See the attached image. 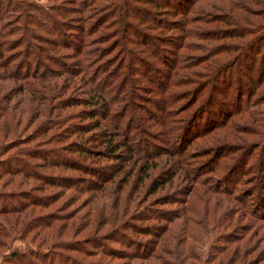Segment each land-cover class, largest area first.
Returning a JSON list of instances; mask_svg holds the SVG:
<instances>
[{"label": "trees", "instance_id": "16d2710c", "mask_svg": "<svg viewBox=\"0 0 264 264\" xmlns=\"http://www.w3.org/2000/svg\"><path fill=\"white\" fill-rule=\"evenodd\" d=\"M140 1L141 0H0V138H6L11 134L14 136L16 135V138H20L18 137V135H20L19 125L23 120L24 111L19 109L17 102L28 99L27 103L31 105L33 103L30 98L31 95L36 99L38 105H42L43 103L38 101L46 100L45 97H50L49 100H51V96L54 98L57 97L56 99L63 96L64 92L62 86L65 84H62L60 81L64 73H62L61 70L64 67H66V69L68 68V65L58 58V55L61 53L60 50H62L63 47L73 49V57H76L74 66H77V71L71 70L67 73L71 76L74 74H76L75 76L80 75V78L76 79L67 76L65 82L72 86H78L79 83L82 85L84 80L88 82L90 80L92 84L96 83L99 76H94L95 78L92 77L90 73V63L92 61V55L95 57L97 56V50L94 48L95 50L93 52V49H90L89 46L94 44L92 42L93 38L91 39V37L96 29L98 27L99 29H104L106 26L105 28L107 29L103 30V32L112 34V39L117 41V47L114 50L115 56L117 55L116 59L119 61L121 58H124V64L130 67L133 78L132 76L127 77L128 75L126 76V72L122 68H116V76H113V79L112 76L106 78L107 89L105 91H96V99L89 98L80 102L82 104L86 103L92 107L89 111H84L83 115L80 116L81 121L87 120L88 122H83L84 124L81 122L77 123L75 129L70 130L69 135L78 131L83 133L89 132L92 133L90 142L93 141L99 146L106 145L108 148L112 149L127 150L130 153L128 157H134V168L138 160L144 159V156L150 157V154H148L146 150H142L140 147L139 149L135 148V146H139L142 143L139 141L130 142V135L133 137V134H131L132 131L141 132V129L145 128L135 124V114L128 116L125 111L120 114L113 108L115 99L112 98L111 94L113 92L110 91V84L113 83V81L117 83L116 87L119 90L127 88L130 84L129 86L132 87L131 99L134 100L137 98L143 100L141 99L143 95L139 93V90H142L139 85L136 84L132 86L134 81L138 83L136 80V77L139 76V73L136 71L137 65H142L146 69H149L151 64H154L153 58L157 61L159 60V62L163 64L167 63L163 60L164 56L160 57L161 52L159 48L162 47H160L159 44L162 41L158 38L160 36L156 34L164 28L160 27L158 31H155L158 25L150 13L146 11L140 12L136 6L132 5L133 2L141 3ZM195 1L196 0L188 6L187 12H189H186L185 21L196 22V27L190 30H187L185 27H178L177 30L179 34L183 36V39H187L184 43L186 49L192 52L197 51L199 49L198 47H204L206 48L204 57H207V59L204 58L203 61L200 62V58L198 59L199 62L196 64L194 63L195 56H192L193 59L190 60L189 57L191 54L187 57L186 55L181 56L178 53V56H174L168 61V69L165 73L164 70H155L153 68V71L161 73L163 78L162 83L157 85L158 88L154 89L156 90L155 94L158 96V100L152 103L157 111L156 116H154V120L156 121L154 125L157 127H160V125L166 127L169 122H171V125H174L175 122H177L176 119L182 120V116L179 117V114L184 113L186 110L176 112L177 108H179L178 99L180 97L178 96L183 90L188 88L190 83H195L200 86L196 99L197 97H201L203 99V105H210L213 103L221 104L216 97L222 96L227 103L225 105L226 110L218 112V116H220L219 122H212L215 116L213 119H209L208 126L200 133L195 132L192 137V142L191 140L188 141L186 146L180 152H177L178 158L174 157L175 160L172 161L176 165V169L172 170L169 168L165 172L157 174L150 182L151 186H154L158 182L163 185L170 182L173 183L175 178L178 177L184 178L185 180L190 179L192 183L190 188L185 191L186 196L181 202V208L173 211L169 208H154L155 206H153V204L141 206L140 208H135L137 211L134 212L132 221L137 220L145 222L156 219L161 220V223L158 222V224L153 226H141L129 222L127 225L119 224L118 227L112 225L110 230L106 232L107 236H104L102 241L118 238L117 242L128 247L133 248L136 245L147 246V252L144 253L146 254L145 256H141L144 254L137 253V251L129 252L110 247L112 255L119 257V255L123 254L124 257L122 258L125 260L133 258L134 260L145 259L146 261L150 258H156L162 263H164L165 259V264H186L187 259H193L194 261H200V264L215 263L219 257L226 255V250H228L226 245L221 244L217 247L218 249H216L215 245L211 243L206 245L205 248H198V252H196V246L190 243L188 244L187 240L190 237L195 243H198L200 238L208 239L214 236L217 239L219 238L218 241L221 239L227 240L228 237H226V235L223 237L220 236L222 234L216 233L213 228L216 227V230L224 228L228 225V222H221L218 220V222L216 221V225L212 228L205 222L200 221V212L197 210L196 206L190 203L191 196L198 192L200 193H198L199 195H202L201 191L203 189V193L210 190L211 188L207 187V180L214 174L218 175L214 178L215 182H219L222 178L226 176L230 178L239 172V176L235 178V184L239 185V182L241 184L242 180L245 178L244 181L249 179L250 183H253V180L255 182H260V187L264 189V61H260L263 59L262 54L264 53V0L254 1L256 5L258 4V9L255 10L245 7L244 5L242 10L247 11V15H242L238 18L239 20L234 18L231 13L228 14V17H226L228 27L236 26L237 28L228 29V35L224 36L222 35L223 33L209 35L204 33L200 34L196 31L197 23L206 22L207 19L202 18V12L199 13L197 11ZM60 2H63V4ZM177 4L178 2L175 3L176 6ZM154 5L158 6V4ZM236 7L238 8V5H236ZM102 15H105L106 20H104V17L101 23V18L99 19V17ZM252 16L258 18V20H255ZM71 18L74 20H67ZM69 23H72V25ZM101 25L104 27H101ZM141 26L142 28L145 27L148 32L151 33L150 36L145 39H143V30ZM166 26L169 30L172 29L170 27L171 25L167 24ZM69 30L77 35L74 44H71V41L68 40H62L57 44L58 40L56 36H52L53 39L46 36V34L60 35V38L63 39V37L66 36V32ZM254 31L255 33L252 34V38H250L251 36L248 38L246 37L248 33L251 34ZM74 37L75 36H72L71 38ZM210 41H216V43L208 47ZM149 42L152 44L150 47L147 45ZM224 52L227 53V55L225 57H219V55ZM237 53H241V56L238 57ZM245 53L247 56L244 58L247 60L249 59V61L246 62V60H242V62L245 68L249 70V72L244 75L247 77L248 89L243 88L242 82L233 83L232 79L228 77L230 71L229 64L231 62L230 58L241 61L242 55ZM193 54H196V52ZM205 60H207V62L199 67ZM47 61L57 63L60 67L57 69L48 68V66H45ZM255 68H257L256 76L252 73ZM222 73L226 74V76L222 75ZM7 80L13 83L11 82L10 85L7 84ZM149 82L153 84L152 80ZM37 84H39L41 88ZM178 88H181V90L176 91ZM14 89H18L16 93L21 100L17 99L15 103H11L15 94ZM229 94L231 96L228 97ZM243 97H245V100H243ZM234 99H237L238 102L234 105L233 109L228 111V101H234ZM67 103H69L67 105L74 104L70 101H67ZM42 110L41 108L39 109L40 112ZM55 111L47 120L48 125L46 127L35 128L27 137L33 138L36 132H41L36 135V138H45L52 128L64 125V120L67 115L60 112L61 110ZM203 111L204 110H202V112ZM245 113L252 115L245 123L247 128H250V131L248 129L249 132L247 131L246 133L250 134L249 138L245 136L244 140L239 138L238 141L243 144V147H238L236 149L239 150L240 153L238 151L234 152V147H230L231 145L229 144L213 148L211 150V152L214 153L213 161H206L207 165L203 162L204 168L200 171V173L202 171L208 172L206 178L203 179L200 178L201 174L193 168L182 167L184 161H190L194 155L193 152H190L186 148L187 146L198 140L201 135L209 129L214 128V130H216L220 128L221 125L229 120L228 117L230 115L240 114L243 116ZM100 114H102L101 120H97ZM198 116H200L199 112ZM155 117H158L159 120ZM126 118L127 120L125 121ZM102 121H106L108 124L104 125ZM193 122L194 120L191 119L182 127V134L184 133V136L195 126L190 124ZM110 124L113 125L112 131L108 128ZM197 124H200V121ZM105 127L107 129L104 130ZM152 128L154 127L152 126ZM96 130H100V132L93 133V131ZM170 131H172L171 128ZM122 135L125 140L118 139L123 138ZM47 138L45 142H38L35 146H30L28 149L20 150V152L15 150L13 154L6 157L3 156L4 154L2 152L9 149V143L8 141L2 142V140H0V187L3 188L5 185L6 181L4 176L10 174L21 175L20 173H24L23 166L25 167L26 165L22 166L20 164L19 166L11 167L9 166L11 161L29 163L35 167L34 163L29 160L30 158L43 159L42 161L44 163L49 160L47 154L51 153L52 157L49 163L56 165L58 161L55 160L54 152L57 153L58 151L54 147L49 146V139L58 137ZM73 144L74 146L71 149L59 151H64L68 153V155L90 154L91 151L89 148L81 146L76 142ZM12 147H17V144H13ZM202 152L203 151L200 153ZM205 153L207 154L208 152ZM34 154L36 155L34 156ZM209 154L210 153H208V155ZM61 156L65 157L61 158L62 164L68 165L70 170H81L82 172L85 171L95 176L96 180H89L85 185L86 187L97 184V181L103 178L101 172L104 169L94 166H85L78 159L76 160L67 156V154L66 156ZM256 156L257 160H255ZM118 158L121 160L124 159L121 155H119ZM226 158L229 159V162L224 161ZM140 166L139 163V169ZM253 167L256 168L255 175L250 174ZM149 168L150 166L146 165L144 169L145 172L149 170ZM33 172L25 173L24 176ZM210 173L213 174L210 175ZM44 178L47 180L54 179L50 176H44ZM208 186L210 187L211 183ZM147 188L149 187L147 186ZM254 189L249 190L247 193L248 198L252 196V198L258 197V190L254 191ZM156 190L157 189L154 191ZM212 191H215L217 195L225 193V191L217 190L216 187L212 189ZM232 191L235 193V188ZM234 193H232L231 196L233 200L242 199L241 192L237 194ZM28 194L29 191L26 189L21 192L17 190L0 192V216H4V219L0 220V248H9L10 242H12L13 239L16 237L21 239L20 235L24 237L26 232H28L26 230H28L29 223L26 220L32 214V211H34L33 208H35L37 204L36 196L32 197ZM158 198L162 199L157 202V204L161 203V205L177 202V200H173L169 194H165V196L160 195ZM258 199L262 203L260 216L264 219V200L262 197H258ZM7 200H12L16 203L4 205L2 202ZM244 204H247V201ZM190 214L192 216H190ZM23 222L25 223L20 229L19 224ZM190 222L196 224L198 230L194 227L189 229L188 223ZM15 223L18 226L15 225ZM44 223L45 226L49 227L53 225L54 219L50 218L48 221H44ZM229 224H231L230 220ZM128 233L146 235L152 237V241L144 243L138 242L133 240ZM8 239L10 240L9 244H7ZM172 243L173 245H171ZM61 244L60 241L49 242L47 244L41 241L39 243L40 246L46 248L45 250L47 252L57 254L56 256H60L58 252L55 251L61 248ZM99 249L104 250L102 247H99ZM212 251H214V254ZM104 252L106 253V251ZM3 255H5V257L2 256L1 264H32L33 262H31V259L36 256L30 249L21 250L16 247L9 254L5 253ZM167 256L170 259L166 261ZM219 260L221 263L222 259L220 258ZM145 261L144 264H147ZM72 262L73 259L68 258V264H72Z\"/></svg>", "mask_w": 264, "mask_h": 264}, {"label": "rangeland", "instance_id": "374dc122", "mask_svg": "<svg viewBox=\"0 0 264 264\" xmlns=\"http://www.w3.org/2000/svg\"><path fill=\"white\" fill-rule=\"evenodd\" d=\"M193 1L141 0V3H132V5L136 6L140 12L146 11L150 13L158 25L157 30L155 31H158L160 27L164 28L156 34L160 36L158 38L162 41L159 44L160 47H162L159 48L161 52L160 57L164 56L163 60L167 62L166 64H163L152 57L155 65L151 64L149 69H146L142 65H137L136 71L139 73V76H134H137L136 80L138 83L133 80L134 83L132 86L138 84L140 89L143 90H139V93L143 95L141 98L143 100L137 98L134 100L131 99L132 87L129 86L130 84L127 88L121 90L117 89V83H114V81L110 84V91L113 92L111 96L115 99L113 108L120 114L124 111L128 116L135 114V124L145 128L141 129V132L132 131L131 134H133V137L130 135V142L139 141L142 143L139 146H135L136 149H139L140 147L142 150H146V152L150 154V157L144 156V159L140 161L138 160L135 168L133 167L134 157L129 158L128 156H130V153L127 150L112 149L108 148L106 145L99 146L93 141L90 142V136L92 133L89 132L83 133L78 131L69 135L70 130L75 129L77 123L88 122L87 120L81 121L80 116L83 115L84 111H89L92 107L86 103L82 104L80 102L89 98L96 99V91H105L107 89L106 78L112 76L113 79V76H116L117 73L116 68L120 67L125 70L126 76L128 75L127 77L132 76L130 67L124 64V58H121L119 61L116 59L117 55L115 56L114 50L117 47V41L112 39V34L103 32V30L107 29L105 28L106 26L104 27L101 25L104 29H99V27L96 29L91 37V39L93 38L92 42L94 44L89 46L90 49H93V52L95 49L97 50V56L95 57L92 55V61L90 63V73L92 77L99 76L96 83L92 84L90 80L89 82L84 80L82 85L77 83L78 86H72L65 82L67 76L76 79L80 78V75L75 76L76 74H74L71 76L67 73L71 70L77 71V66H74L76 57H73V49L63 47V49L60 50L61 53L58 55V58L68 65L67 69L66 67L62 68V70L60 69L62 73L64 72L63 77L60 79L61 83L65 84L62 86L64 92L63 96L58 97V99H56L57 97L54 98L51 96V100H49L50 97H45V102L39 100L38 102H42L43 104L38 105L36 99L30 95L33 103L29 105L27 103L28 99L25 101L19 99V95L16 93L18 89H14L15 94L13 93L14 97L12 98L11 103H15L17 99L21 100V102L17 103L19 109L24 111L23 120L19 125L20 135H18V137L20 138H16V135L14 136L13 134L6 138H0L2 142L8 141L9 143V149L2 152L4 154L3 156L6 157L13 154L15 150L20 152V150L28 149V147L35 146L38 142H45L48 139L47 137H58L49 139V146L54 147L58 151L57 153L54 152L55 160L58 162L56 165L49 163V160L52 157L50 153L47 154L49 160L44 163L42 161L43 159L30 158L29 160L34 163L35 167L32 164L25 162L20 163L11 161L9 163V166L11 167L19 166L20 164L22 166L26 165L25 167L23 166L24 173H20L21 175L10 174L4 176L6 182L3 188L0 187V192H10L11 190L21 192L26 189L29 191L28 195L32 197L36 196L37 204L35 208L32 207L34 211H32V214L26 220L28 221L29 226L28 230H26L28 232H26L24 237L20 235L21 239L16 237L12 242L8 239L7 244L10 242V247L7 249L0 248V262L2 258L5 257L3 254H9L16 247L21 250L30 249L31 252L36 254V256L31 259V262H33L32 264H68V258L73 259L72 264H144L145 259L134 260L133 258H129V260H125L122 258L124 257L123 254L116 257V255H112L110 247L129 252L137 251V253L144 254L147 252V246L136 245L132 248L117 242L118 238L108 241H102V238L107 236L106 232L110 230L112 225L118 227L119 224L127 225L131 222L141 226H153L161 221L156 219L145 222L137 220L132 221L133 214L137 211L135 208L147 206L148 204H153V206H155L154 208H169L173 211L181 208V202L186 196L185 191L190 188L192 183L190 179L185 180L184 178L178 177L175 178L173 183L170 182L163 185L158 182L154 186H151L150 182L157 174L163 173L169 168L172 170L176 169V165L172 161L175 160L174 157L178 158L177 152H180L186 146L188 141L191 140L192 142V137L195 132L200 133L208 126L209 119H213L215 116L212 122H219L220 116H218V112L226 110L225 105L227 103L222 96L216 97L221 104L213 103L210 105H203V99L201 97H197L196 99L200 86L195 83H190L188 88L183 90L178 96L180 97L178 99L179 108H177L176 112L186 110L184 113L179 114V117L182 116V120L176 119L177 122H175L174 125H171V122H169L166 127H162V125L157 127L154 125L156 122L154 116H156L157 111L152 103L158 100V96L155 94L156 90L154 89L158 88L157 85L162 83L163 78L161 73H156L153 70L160 69L164 70L165 73L168 69V61L174 56H178V53L181 56L186 55L187 57L191 54L189 57L190 60L193 59L192 56H195L194 63L196 64L199 61L202 62L205 58L204 55L206 54V48L198 47L199 49L197 51L190 52L186 49V45H184L185 40L187 39H183V36L180 35L177 30L178 27H185L187 30L196 27V22L185 21V15L189 12H187L188 6H190ZM254 1L255 0H196L197 11L199 13L202 12V18L207 19L206 22L197 23L196 31L200 34L204 33L210 35L223 33V36L228 35V29L237 28L236 26L228 27V23H226V17H228V14L231 13L236 19L240 18L242 15H247V11H243L242 7L245 5V7L254 10L258 9V4L256 5ZM176 2H178L177 6L175 5ZM60 3L63 4V2ZM154 4H158V6ZM236 5H238V8ZM104 17L105 15L99 17V19L101 18V23ZM252 18L258 20V18H255L254 16H252ZM67 20L74 19L71 18ZM104 20H106V17ZM69 24L72 25V23ZM167 24L171 25L170 27L172 29L169 30L166 28ZM141 29L143 30V39L150 36L151 33L148 32L145 27L142 28L141 26ZM255 31L251 34L248 33L246 37L248 38L251 36L250 38H252V34H254ZM46 36L51 39H53L52 36H56L58 40L57 44L62 40H68L71 41V44H74L76 41L75 38L77 37V35L70 30L66 32V36L63 37V39L60 38V35L46 34ZM72 36L75 37L71 38ZM215 43L216 41H210L208 47ZM147 45L149 47L150 45L152 46L150 42L147 43ZM195 52L196 54H193ZM237 54L238 57L241 56V53ZM226 55L227 53L224 52L221 53L219 57H225ZM246 56V53L243 54L241 61H237L235 58H230L231 62L229 64L230 71L228 77L232 79L233 83L242 82L243 88L248 89L247 77L244 75L249 72V70L245 68L242 62V60H246V62L249 61V59L247 60L244 58ZM262 58L263 59L260 61H264V53L262 54ZM198 59L200 60L198 61ZM205 59H207V57ZM205 62H207V60L201 63L199 67ZM45 64L48 68L51 67L57 69L60 67L57 63L49 61ZM252 73L256 76L257 68H255ZM222 75L226 76L224 73H222ZM150 80H152L153 84L149 82ZM7 82V84L10 85L12 81L7 80ZM37 85L41 88L39 84ZM179 90H181V88L176 89V91ZM41 91L43 92L42 89ZM231 95L229 94L228 97ZM243 100H245V97H243ZM67 101L74 104L67 105L69 104ZM237 102V99H234V101H228V111L233 109ZM40 108L43 109L41 111L42 114L39 111ZM55 110H61L60 112L67 115L64 120V125L52 128L45 138H36V135L41 132H36L33 138L27 137L35 128L46 127L48 125L47 120L52 114H54ZM202 110L204 111L202 112ZM198 112L200 116H198ZM251 116L252 115L249 113H245L243 116L240 114H232L228 117L229 120L221 125L220 128L216 130H214V128L209 129L201 135L198 140H193L194 142L186 148L190 152H193L194 155L190 161H184L182 167L193 168L200 173L201 169L204 168L203 162L207 165L206 161H213L214 153H212L211 150L215 147L218 148L220 145L226 146L229 144L231 145L230 147H234V152L238 151L240 153L236 148L243 147V144L238 140L239 138L244 140L245 136L246 138H249L250 133L246 132L248 129L250 131V128H247L245 123L251 118ZM101 117L102 114L99 115L97 120H101ZM191 119L194 120V122L190 124L195 126L190 129L186 136H184V133L182 134V127ZM126 120L127 118L125 121ZM199 121L200 124H197ZM102 122L104 125L108 124L106 121ZM152 126L154 128H152ZM108 128L112 131L113 125L110 124ZM170 128L172 131H170ZM105 129L107 128L105 127L104 130ZM94 132L99 133L100 130L93 131V133ZM118 139H124V137ZM75 142L81 146L89 148L91 151L90 154L68 155V153H65L64 151H59L71 149ZM13 144H17V147H12ZM201 151L203 152L200 153ZM205 152L210 154L208 155V153L206 154ZM66 154L76 160L78 159L85 166H94L104 169L101 172L103 178L99 179L97 184H92L86 187L85 185L87 182L89 180H94L95 176L86 173L85 171L82 172L81 170L72 171L68 168V165L62 164L61 158L64 156L61 155L66 156ZM35 155L36 154H34V156ZM119 155L124 157V159L121 160L118 158ZM255 160H257V156L255 157ZM224 161L229 162V159L226 158ZM139 163L141 165L140 169L138 167ZM146 165H149L150 168L145 172L144 169ZM27 171L34 172L24 176L25 173H29ZM200 174V178L203 179L206 178L208 172L202 171ZM212 174L213 173H210V175ZM250 174L255 175L256 168L253 167ZM44 176H50L54 178L53 180L55 181L47 180ZM217 176L218 175L214 174L209 178L210 181L207 180V184L210 185L211 183V186L209 187L207 184L206 185L211 189L205 193H203V189L201 191L202 195H199V192V194H193L190 198V203L196 206L197 210L200 212V221L205 222L212 228L216 225V221L218 222V220L221 222H228V225L224 228L218 230H216V227L213 228L216 233L222 234L220 236L223 237L226 235L228 239H221L225 241H218L219 238L217 239L214 236L208 239L200 238L198 243H195L194 240L189 237L187 240L188 244L190 243L193 246H196V252H198V248H205L206 245L211 243L212 245H215L216 249H218L217 247L221 244L226 245L228 248L225 253L226 255L219 257L213 264L220 263V258L222 259L220 264H264V219L260 216L262 203L258 199V197H262L264 200V189L260 187L261 183L258 181L255 182L254 180L253 183H250L249 179L244 181V178L241 184L239 182V185H237L235 184V178L239 176V172L235 176L233 175L230 178L226 176L219 182H215L214 178ZM147 186L149 188H147ZM215 187L219 191H225L226 194L223 193L222 195H217L215 191H212ZM153 188L157 190L154 191L155 189ZM234 188L235 193L232 191ZM253 189L254 191L258 190V197L256 196L252 198V196L251 198H248L247 193L249 190ZM238 192H241L242 199L233 200L231 197L232 193L237 194ZM165 194L171 195L173 200H177V202L162 205L161 203L157 204L159 200H162L158 197L160 195L165 196ZM246 201L247 204H244ZM5 202L2 203L4 205L16 203L12 200H7ZM190 216L192 215L190 214ZM50 218L54 219V223L47 227L45 226L44 221H48ZM2 219H4V216H0V220ZM229 220L231 221V224H229ZM24 223L25 222L19 224L20 229ZM15 225L17 224L15 223ZM192 227L198 230L196 224H193L192 222L188 223V228L192 229ZM128 234L131 235L130 237L133 238V240L138 242L144 243L152 241V237L146 235L138 233ZM41 241H44L45 244L60 241V243H62L61 248L55 251L58 252L60 256L47 252L45 247L39 245ZM171 245H173V243ZM99 247H102L104 250L99 249ZM104 251H106V253ZM212 252L214 254V251ZM145 255L146 254L141 256ZM169 259L170 258L167 256L166 261ZM145 262L147 264H165V259L164 263L156 258H150ZM186 264H200V261L187 259Z\"/></svg>", "mask_w": 264, "mask_h": 264}]
</instances>
